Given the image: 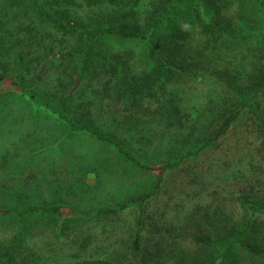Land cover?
Segmentation results:
<instances>
[{
    "label": "rangeland",
    "instance_id": "rangeland-1",
    "mask_svg": "<svg viewBox=\"0 0 264 264\" xmlns=\"http://www.w3.org/2000/svg\"><path fill=\"white\" fill-rule=\"evenodd\" d=\"M50 1L0 0V264H203L193 237H230L264 199V0ZM150 191L141 217L104 213ZM246 242L216 264H264V211Z\"/></svg>",
    "mask_w": 264,
    "mask_h": 264
},
{
    "label": "trees",
    "instance_id": "trees-1",
    "mask_svg": "<svg viewBox=\"0 0 264 264\" xmlns=\"http://www.w3.org/2000/svg\"><path fill=\"white\" fill-rule=\"evenodd\" d=\"M51 1H52V3L53 2L54 3L61 2V0H51ZM62 1H66L68 3L75 4V2L73 0H62ZM80 1H81L80 2L81 4L79 3V5H82V3H85L87 5H94V4L101 2L102 0H80ZM39 10H41V9H39ZM57 12H59V10H57ZM118 33H119V35H121L122 37H125V38L148 39V37H146L145 35H141L139 33L130 31L128 29H120L118 31ZM152 48H153L152 50L154 51L155 45H152ZM164 66H165V62L161 63L157 73L154 75L153 79L151 80L152 83H155L157 81V79L159 78V76L162 74V72H163L162 68ZM257 92H260L261 96L264 98V90H259ZM22 93L25 95H28V96H33V95H29V93L24 92V91H22ZM252 104H254V106L259 109V103L256 100V92L250 96L245 97L240 102V108L239 109H237V110L229 113L228 115H226L223 118L218 129L215 131V133L212 136L208 137L206 139L205 143L196 151V153H193V154H197V152L199 150H203L204 148L213 145L221 135L225 134V132L231 127L233 122L239 117V114L241 112L240 110L242 108L249 107ZM63 120L68 125L69 129L74 130V131L83 130L87 134H89L90 136L94 137L95 140H97L98 142L107 143L109 145H112L116 149L117 152H119L124 158H126L128 161H130L134 165H136L142 169H149V170L157 169L155 166L148 165V164L140 161L139 159H137L132 153L127 151L121 145V143L119 142V140L116 137H113L110 135H105L104 133H102L99 130H97L93 127H90V126L78 125L74 121H72L71 119L63 118ZM169 167L170 166L167 165V168H169ZM154 195H155V191L141 193V194L133 197L128 203L122 204L119 208L108 209L104 213L115 214V213H118L119 211L123 210L124 208L128 207L130 204H132L134 207H136L139 210V217H141L143 210H144V203L147 200H149L151 197H153ZM61 208L62 207L60 205L35 208L30 204H26V205L22 206L20 209L15 210L14 212L17 216L25 217V216L33 213V212H36V211L46 212V213H56V212H59L61 210ZM247 210L249 213L247 221L235 234L231 235L230 237H228L226 239H218V238H213L210 235H203V234L196 235L193 237V240L196 243L206 245L207 247L210 248V251H211L210 257L203 264H216V263H218L219 261L224 259L229 254V252L236 246L245 247L254 253L257 252V248L254 245L246 242V237H247V234H248L254 220L257 218V216H259L264 211V199L261 201L249 204L247 206ZM74 212H75L74 213L75 215H81V212H76V211H74ZM140 223H141V220L139 218L138 225H140ZM139 239H140L139 232L137 231V233L134 237V240H133L132 249L134 251L139 249ZM11 255L12 254H11L10 248H6L3 251V253H1L0 256L6 258L7 260H11Z\"/></svg>",
    "mask_w": 264,
    "mask_h": 264
}]
</instances>
